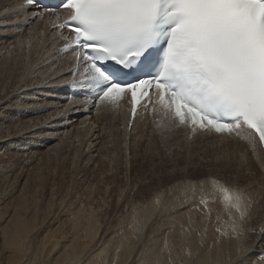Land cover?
I'll return each mask as SVG.
<instances>
[{"label":"snow or ice","instance_id":"snow-or-ice-1","mask_svg":"<svg viewBox=\"0 0 264 264\" xmlns=\"http://www.w3.org/2000/svg\"><path fill=\"white\" fill-rule=\"evenodd\" d=\"M18 7L30 30L12 48L27 46L30 55L35 32L40 47L50 38L48 55L54 61L50 74L34 73L25 86L42 82L73 90L67 105L83 103L55 109L60 115L92 109L100 116L117 111L122 102L131 105L133 118L158 113L153 124L166 147L170 135L182 130L180 151L187 162L173 171L184 175L167 189L176 194L172 201L156 196V210L188 203L199 192L197 203L210 218L208 205L214 201L205 193H219L229 219L216 232L235 241L230 264H264V216L258 227L249 226L260 200L250 184H241L247 156L241 152L233 169L232 153L223 147L243 142L253 155L257 145L264 151V0H23ZM38 21L41 26L32 29ZM209 148L214 151L205 158ZM194 156L209 165L201 178L188 173L198 167ZM194 224L191 216L187 228L181 224L186 264L198 255L189 243ZM132 227L139 234L144 221L133 217ZM175 246L165 241V249Z\"/></svg>","mask_w":264,"mask_h":264},{"label":"bare ground","instance_id":"bare-ground-1","mask_svg":"<svg viewBox=\"0 0 264 264\" xmlns=\"http://www.w3.org/2000/svg\"><path fill=\"white\" fill-rule=\"evenodd\" d=\"M2 1L11 2L12 6L1 5ZM19 3L18 0H0L1 9L5 6L8 8V11L0 12V17L3 16L2 14L23 13L21 8H17ZM21 15L26 18L25 15ZM41 24L37 22L32 25V29L39 28ZM35 37L36 33L33 32L34 42L28 63L30 67L25 65V73L20 74V78L18 74L15 80L8 79L6 72V75L0 76V152L8 149L11 152L10 157L16 160L15 166L5 162L0 164V264H186L188 257L180 251L181 224L187 228L189 216L195 221L193 226L197 229L191 233L189 239L191 250L193 253H198L191 264H230L229 253L234 250L235 241L219 237L216 232V227L221 222L228 221V213L220 194L213 193L210 189L205 193L210 201H214L208 205L211 209L210 218L203 215V209L197 203L200 198L199 192L195 197L190 198L188 203L177 204L167 211L156 210L154 201L158 194H155L153 199L148 198L145 202L140 199L128 200V198L125 202L124 200L118 202L121 205L124 204L123 215L120 218L117 217L114 224L110 223V227L106 230L103 226L105 221L100 219L98 210L84 203L79 198L81 195H78L79 199L72 198L65 204L66 199L62 201L60 197V199L56 198L53 190L56 188L53 187H48L49 190L45 191L40 199L33 198V194L27 193L29 167L34 164L36 167L44 166L43 152L35 148L37 144L34 142L35 139H40L43 135H52L51 139L68 141L66 153L70 154L72 150L77 149L83 155L88 154V157L96 158L100 152L101 141L99 143L98 131L101 120L107 119L113 127L117 124H113L112 120L118 121V118H110L108 113L97 116L91 109L89 112L69 111L60 115L55 109L61 106H78L81 103L74 102L73 105H67L68 100L61 94V87H45L42 82H37L35 86H25L29 81V79L25 81L28 68L30 78L34 73L50 74L51 65L54 64L48 55L50 38H47L44 47H40ZM40 64H44L43 71L31 68V66L36 68ZM45 109L49 110V114L41 113ZM120 116L124 134L130 137V139H124V144L125 142L128 144L127 148L133 144H139L142 139L138 136L140 129H155L154 124L149 127L146 124L136 123L128 132L127 114ZM54 131L63 132L69 139ZM180 134L183 138V133ZM158 137L161 139L160 135ZM20 139H29V145L16 144V141ZM202 143L207 142L202 141ZM223 147L229 148L232 153L233 169L238 167L237 162L241 152L247 156V164L240 169L241 184H250L249 190H254V199L260 200L249 221L250 227H258L264 216V199H261L264 196V188L261 187L264 185V153L257 145V155H253L251 148L243 142L229 143ZM11 175H17L18 180L17 186L9 191L11 188L8 189L4 185ZM45 181H48V178ZM60 194L63 196V193L60 192ZM162 194L161 199L165 201H172L176 195L168 191ZM190 207L197 210L188 211ZM217 216H220L221 221H217ZM133 217L144 221L143 231L139 234L133 231ZM61 222L65 226L60 227ZM40 234H42L41 238L44 235L45 237L36 245L37 242L34 241ZM166 240L175 242L176 246L171 251L164 247Z\"/></svg>","mask_w":264,"mask_h":264},{"label":"rangeland","instance_id":"rangeland-1","mask_svg":"<svg viewBox=\"0 0 264 264\" xmlns=\"http://www.w3.org/2000/svg\"><path fill=\"white\" fill-rule=\"evenodd\" d=\"M3 3L4 1L1 2V5L8 4L9 6H12L11 2ZM2 15L3 16L0 17V42H2L0 43V57H2L0 58V76L6 72L8 75H5L8 79L15 80L17 79L16 76L18 77L20 74H24L26 66H29V51L27 46L23 49L19 46L12 48V44H15L20 38L26 39L29 28L24 27V20H22L23 17L19 12ZM18 33L20 34L19 36ZM6 49H10V51L6 52ZM24 61H28L27 64ZM6 66L10 67L8 68ZM43 67L44 64H40L36 68L31 66L32 69L39 71H43ZM20 77L21 75L19 78ZM25 77H27L25 81L29 79V68ZM41 113L47 115L49 114V110L45 109L41 111ZM120 117L118 118V121L112 120L113 124H117L114 127L107 119L101 120L100 130L98 131L100 138L99 143L101 141L100 152L96 158L88 157V154L83 155L81 154L82 152H79L77 149L72 150L70 154L66 153V150H68V141H63V143L58 138L51 139L52 135H43L40 139H35L34 142L37 143L35 148H37V151L43 152L44 166L36 167L34 164V166L32 165L29 167V175L31 178L29 176L27 184L28 187L26 189L27 193H29V195L33 194V198L38 197L40 199L43 197L44 192L49 190L48 187H53L56 188H52L56 198L60 197L61 199H59L62 201L66 199L64 202H69L72 198H78L81 195L79 198H81L84 203L89 204L98 210L100 219L105 221V224H103L105 230L110 227L111 224H114L117 217L120 218L123 215L124 204H119L121 200H124L123 202H125L128 198V200L140 199L145 202L146 199L154 197L155 194L166 193L167 189L175 182L176 178L179 179L182 175H184L179 171H173L174 168H182L187 162L186 152L180 151V149L184 146L182 135L180 133H172L170 135V139L166 142V147L165 144L161 142V139H159V133L155 129H140L138 131V136H141L142 139L139 144H133L130 148H125L124 141L126 139H130V137H127L124 134L121 124L122 120H119ZM54 132L69 139V137L61 131ZM16 142V144H20L21 146L29 145V139H20V141ZM196 143L201 144L202 141H197ZM169 151L172 152L171 156L168 154ZM200 151V148L193 149L194 153ZM210 151L213 152L214 150L209 148L207 152L203 153L205 158L210 155ZM10 155L11 152L8 151V149L4 152H0V164L5 162V164L11 163L15 166L16 160H14V157H10ZM192 164L194 166L198 165V167L189 168L188 173L194 175L195 178H201L202 173H204L209 167V165L203 163L198 156H194ZM16 176L11 175L6 183L5 181H2V183H5L4 186L6 188H11L9 191H12V188L14 189L17 186L18 177ZM47 178L48 181H45ZM77 188L78 190H76ZM60 192L63 193V196ZM75 192L76 194H74ZM67 202L65 204H67ZM59 226L63 227L65 224L61 222ZM54 229L56 230V227ZM41 236L42 234L37 237L38 240L35 239L34 242H37L36 245L43 237H45V235L42 238Z\"/></svg>","mask_w":264,"mask_h":264}]
</instances>
